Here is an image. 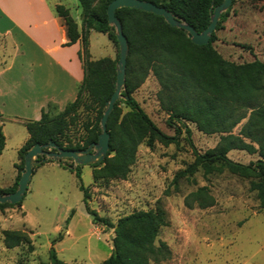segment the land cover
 I'll list each match as a JSON object with an SVG mask.
<instances>
[{
  "label": "trees",
  "instance_id": "1",
  "mask_svg": "<svg viewBox=\"0 0 264 264\" xmlns=\"http://www.w3.org/2000/svg\"><path fill=\"white\" fill-rule=\"evenodd\" d=\"M114 0H77L81 10V31L69 11L56 7L58 16L66 29L68 45L80 43L79 59L83 69V80L77 88L76 98L67 104L64 111L54 119L47 118L42 111L37 122H26L27 142L18 151L19 164L12 187L0 189V194L13 193L17 188L23 169L25 153L35 144L54 143L63 150H84L97 142L100 134L99 122L105 105L115 90L118 46L114 29L107 23L106 9ZM164 8L173 16L183 20L197 33L207 28L210 22L209 9L220 5L222 0H142ZM234 0H232V3ZM230 8L221 15L215 31L204 46H196L184 31L171 28L162 17L135 9L123 8L115 12L127 39L128 55L125 68V86L106 122L109 134V152L105 160L92 169V185H107L110 181L126 180L136 160L137 149L144 144L153 149L155 143L169 145L176 137L162 133L145 114L136 100L134 92L149 75L156 80L159 91L157 100L160 109L168 116L167 125L180 128L190 136L188 125H194L203 135H219V142L203 154L194 152V160L184 170L177 172L172 180L176 186L180 179L192 180L199 171L204 176L225 170L231 175L250 179L249 190L254 192L259 208L264 210V63L254 60L246 64H234L224 60L213 44L216 32L221 29ZM90 31L106 35L117 49L114 60L102 58L91 60L88 51ZM126 98V99H125ZM126 112H123V108ZM54 107V106H52ZM95 111V122L85 127L86 135L75 144L65 142L67 119L79 109ZM248 113V115H247ZM237 134L233 130L243 121ZM176 125H178L177 128ZM5 138L0 125V155ZM243 151L257 154L260 160L242 165L231 161L227 154ZM39 165L53 161H42ZM65 170L75 173L79 190L83 195L84 208L94 223L112 230L111 255L102 264H162L171 259L169 247L158 241L162 228L168 226L167 214L161 205L148 211H135L119 218L115 224L100 218L89 210V190L80 180L81 166L73 168L65 161L57 162ZM35 169V168H34ZM34 172V170H33ZM187 208L197 205L201 209L213 205L206 187L198 188L184 200ZM22 202L0 204V210L20 208ZM73 214V211L70 215ZM2 243L6 249L30 245L25 233L3 231ZM50 264H67L57 258L55 250L49 251Z\"/></svg>",
  "mask_w": 264,
  "mask_h": 264
},
{
  "label": "rangeland",
  "instance_id": "2",
  "mask_svg": "<svg viewBox=\"0 0 264 264\" xmlns=\"http://www.w3.org/2000/svg\"><path fill=\"white\" fill-rule=\"evenodd\" d=\"M60 1L73 18L80 15L76 0ZM216 36L213 46L224 60L238 65L254 60L264 63V0H234ZM88 44L92 59L116 58L117 49L106 35L92 32ZM158 91L156 80L149 75L133 98L155 126L165 135L176 137V142L155 143L151 150L140 145L135 163L123 181L94 186L91 167L82 166L80 180L89 190V210L115 224L132 212L153 210L161 205L168 226L160 230L157 239L169 247L172 255L162 264H264V210L259 208L255 193L249 190L250 179L225 170L207 176L199 171L191 181L180 179L176 186L172 184L175 174L193 162L194 152L203 154L213 149L220 136L203 135L194 125L187 126L190 136L178 125L180 132L176 134L159 107ZM64 108L50 106L47 118H57ZM94 118V110L81 108L69 116L65 142H78L86 135L85 127L90 128V122L94 124ZM4 132L7 142L0 156L2 186L16 179L15 145L18 137L25 135L23 127L9 123L5 124ZM227 157L246 166L260 160L257 154L243 151H231ZM64 161L73 164L71 160ZM201 187L207 188L213 205L206 209L197 205L187 208L185 198ZM82 200L75 173L50 165L37 167L22 200L25 216L18 209L14 211L16 208L0 210V264H50L51 248L67 264H102L111 255L113 232L93 222ZM6 230L25 233L30 245L6 249L1 235Z\"/></svg>",
  "mask_w": 264,
  "mask_h": 264
},
{
  "label": "crops",
  "instance_id": "3",
  "mask_svg": "<svg viewBox=\"0 0 264 264\" xmlns=\"http://www.w3.org/2000/svg\"><path fill=\"white\" fill-rule=\"evenodd\" d=\"M58 6L64 7L60 0H0V125L5 144V124L25 130L15 145L17 154L29 138L24 123L39 121L49 106L62 110L73 102L83 80L80 43L67 44L65 26L56 12ZM80 15L73 18L70 14L78 31ZM43 165L61 168L55 162ZM14 183L0 185V189ZM17 209L25 216L22 205L14 211Z\"/></svg>",
  "mask_w": 264,
  "mask_h": 264
},
{
  "label": "water",
  "instance_id": "4",
  "mask_svg": "<svg viewBox=\"0 0 264 264\" xmlns=\"http://www.w3.org/2000/svg\"><path fill=\"white\" fill-rule=\"evenodd\" d=\"M232 0H222L221 4L215 8L210 7L209 15L210 22L205 30L197 33L190 25L186 24L183 20L173 16L169 11L164 8L157 7L149 2L142 0H114L106 9L107 23L114 29V35L118 46V61L116 63V81L115 90L105 105L103 115L100 119V134L98 135L97 142L90 144L84 150H63L52 142L45 145H33L24 155L23 169L20 173V178L17 183V188L13 193L0 194V204L15 205L22 202L31 180L33 170L39 166L42 161H53L55 163L71 160L73 168L77 166H92L102 163L109 152V134L106 130V122L109 114L113 111L115 103L120 100L121 92L125 86V68L128 55L127 39L123 34L122 25L116 18L115 12L119 9L129 8L139 10L145 13L153 14L162 17L165 23L171 28L182 30L186 33L187 38L192 44L196 46H204L209 43L210 36L215 31L216 25L220 17L231 6ZM126 99V98H125ZM112 239V237H111Z\"/></svg>",
  "mask_w": 264,
  "mask_h": 264
}]
</instances>
